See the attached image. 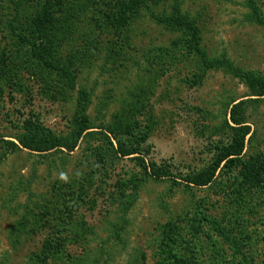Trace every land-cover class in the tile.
<instances>
[{
	"label": "rangeland",
	"instance_id": "obj_1",
	"mask_svg": "<svg viewBox=\"0 0 264 264\" xmlns=\"http://www.w3.org/2000/svg\"><path fill=\"white\" fill-rule=\"evenodd\" d=\"M133 1L0 0V264H172L169 224L184 264H264V95L237 76L264 78V0ZM166 18L229 65L208 69ZM239 102L243 164L189 183L234 143ZM83 123L72 152L19 143L36 127L71 142ZM106 135L140 154L117 157ZM143 157L172 179H145Z\"/></svg>",
	"mask_w": 264,
	"mask_h": 264
},
{
	"label": "trees",
	"instance_id": "obj_2",
	"mask_svg": "<svg viewBox=\"0 0 264 264\" xmlns=\"http://www.w3.org/2000/svg\"><path fill=\"white\" fill-rule=\"evenodd\" d=\"M142 2L143 0H134L131 6L132 9H135L138 6H140ZM167 21L170 23H175L177 28L182 29L187 34V36L190 37L188 41L192 50H194L195 52L197 51L199 55L203 52L200 45V40L198 37V31L196 27H194L191 23H188V21L187 22L183 20L177 21L172 18H166L165 20H163V22H167ZM50 23L51 22H49L47 18L45 19L43 18L39 21V23H37L35 34L38 40L40 39L39 37L46 30V28L49 26ZM31 47H32L33 56L35 58H37L40 62H42L45 66L49 68L55 67L54 64L52 65L48 62L45 54L44 45L42 42L41 44H38L36 40L35 42L32 41ZM201 56L203 58L204 65L208 69L221 67L226 64L229 65V63L225 60H209L207 58V55H205L204 53H202ZM57 70L63 71L61 68H57ZM237 76L243 78L251 89L258 90L259 93L258 96L264 95L263 77H257L251 74L242 73L240 71H237ZM244 104L245 103L243 102H239L233 105L230 112V121L234 125V126L230 125V128L234 132V137H235L234 143L229 147H227L226 149L222 150L223 152L222 155L216 161V163L210 168V170L206 171L205 174L201 177L195 179L190 178L189 183L197 187L207 186L214 180L217 172L220 170L221 165L223 163H225L224 167H226L227 169H236L243 164V156H244V151L246 149V139L250 133V126H248L246 122ZM33 129H35V131L37 132L35 135H31V136L25 135L19 137L20 145L23 146V148L33 152L48 153L60 147H65L69 152L74 151L79 140L82 138L84 133L87 132L90 128L85 123L81 124L80 128L77 130L74 136V140H72L71 142H60L57 137L51 134H47V135L41 134L37 127ZM105 137L108 146H110L109 148L112 149L113 153L117 157L126 158L140 154L139 148L136 146L134 147V146L126 145L120 142H118L117 146H115L108 135H106ZM6 143L8 145V148L5 152V156L9 155L19 146L15 142H6ZM101 155L103 158L106 156L105 152H101ZM142 167H143V174L145 179L146 178H150L153 180H162L165 178L172 179L168 170H165L162 167L158 168L155 164L147 163L144 157L142 158ZM174 181L176 182V180ZM173 230H174L173 226L169 224V226L167 227L168 233L166 238L167 240L165 242V252L170 258L169 260L172 264H184L182 258L173 252L172 246L174 245L173 243L175 242V236H173L172 233L170 232Z\"/></svg>",
	"mask_w": 264,
	"mask_h": 264
},
{
	"label": "clouds",
	"instance_id": "obj_3",
	"mask_svg": "<svg viewBox=\"0 0 264 264\" xmlns=\"http://www.w3.org/2000/svg\"><path fill=\"white\" fill-rule=\"evenodd\" d=\"M61 179H67V177L61 174Z\"/></svg>",
	"mask_w": 264,
	"mask_h": 264
}]
</instances>
